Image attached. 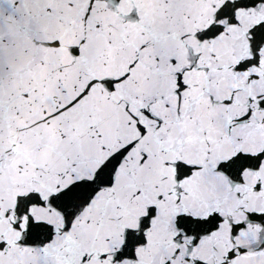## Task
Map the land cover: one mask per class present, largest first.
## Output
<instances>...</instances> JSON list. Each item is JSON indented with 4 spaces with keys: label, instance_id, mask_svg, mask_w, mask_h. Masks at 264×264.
Instances as JSON below:
<instances>
[{
    "label": "snow or ice",
    "instance_id": "snow-or-ice-1",
    "mask_svg": "<svg viewBox=\"0 0 264 264\" xmlns=\"http://www.w3.org/2000/svg\"><path fill=\"white\" fill-rule=\"evenodd\" d=\"M0 264H264V0H0Z\"/></svg>",
    "mask_w": 264,
    "mask_h": 264
}]
</instances>
